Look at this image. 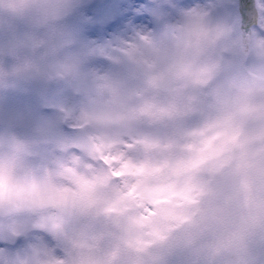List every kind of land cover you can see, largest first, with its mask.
<instances>
[{
  "label": "clouds",
  "instance_id": "9594fccd",
  "mask_svg": "<svg viewBox=\"0 0 264 264\" xmlns=\"http://www.w3.org/2000/svg\"><path fill=\"white\" fill-rule=\"evenodd\" d=\"M78 2L0 0V25L31 30V54L0 83L55 73L82 97L84 133L79 156L42 167L31 145L0 136V232L55 242L14 264H171L177 251L264 264V37L240 35L212 0L171 19L157 10L156 30L101 52V75L62 54Z\"/></svg>",
  "mask_w": 264,
  "mask_h": 264
},
{
  "label": "rangeland",
  "instance_id": "374dc122",
  "mask_svg": "<svg viewBox=\"0 0 264 264\" xmlns=\"http://www.w3.org/2000/svg\"><path fill=\"white\" fill-rule=\"evenodd\" d=\"M94 2L97 4L98 0H94L93 4L83 9L73 22H80V25L85 26L84 21L88 19L82 18L88 17L89 9L94 6ZM208 2L209 0H143V2L104 0L99 8L98 19L100 24L104 23L97 30L89 25L88 30L84 29L82 33L74 27L76 30L74 33L81 36L79 41L69 36L68 27L72 23H64L62 30L68 44L62 54L70 53L79 58L84 71H94L103 75L112 69V65L101 52L108 51L110 46L114 47L118 40H129L138 32L147 33L156 30L157 24L153 16L155 11L158 10L171 19L175 17L179 9L205 5ZM212 2L216 6L214 15L233 24L237 31L240 30V33L238 31L240 35L248 36L255 33L259 37H264V28H262L264 12L261 11V8H264V0H212ZM248 10L252 17L251 21L258 25L256 29L252 30L246 25ZM134 17L135 22L132 21ZM112 18L119 21L120 25L116 30L107 35L103 31L90 35V31L103 30L106 21ZM244 20H246L245 23ZM30 36L31 30L24 23L18 34L21 45L19 54H31L30 47H24L29 44ZM78 42L80 46H77ZM17 64V57L11 61L0 60V68L9 73ZM42 76L46 81H51L50 86L42 83L38 86L31 85L29 76L25 75H10L6 81L0 83V136L5 134L15 136L18 140L31 145L33 155L28 158V163L32 167L51 164L67 155L79 156L80 144L84 136L83 131L75 127L73 119L82 97L80 101L75 99L74 90L55 73L45 71ZM24 77H26L25 82ZM44 109L47 112H44ZM28 122H34L40 128L39 135H34L25 129L24 126ZM34 247L53 248L55 242L37 230L20 235L0 232V264H14L17 258L29 254Z\"/></svg>",
  "mask_w": 264,
  "mask_h": 264
},
{
  "label": "water",
  "instance_id": "95a60500",
  "mask_svg": "<svg viewBox=\"0 0 264 264\" xmlns=\"http://www.w3.org/2000/svg\"><path fill=\"white\" fill-rule=\"evenodd\" d=\"M82 2L83 0H79L75 9L78 8ZM16 23H18V21L0 25V57L2 58L11 59L15 55L14 53L17 54L18 52L19 45L16 38L17 30L14 27ZM27 127L38 132L33 123H29ZM250 251L253 255H256L258 250L253 244L250 246ZM171 264H189L188 253L186 251H177V253L171 258Z\"/></svg>",
  "mask_w": 264,
  "mask_h": 264
},
{
  "label": "bare ground",
  "instance_id": "6f19581e",
  "mask_svg": "<svg viewBox=\"0 0 264 264\" xmlns=\"http://www.w3.org/2000/svg\"><path fill=\"white\" fill-rule=\"evenodd\" d=\"M248 7H250V5H248ZM238 31H239V33H240V30H239V29H238ZM245 32L247 33V31H244V33H245Z\"/></svg>",
  "mask_w": 264,
  "mask_h": 264
},
{
  "label": "snow or ice",
  "instance_id": "6c2138e0",
  "mask_svg": "<svg viewBox=\"0 0 264 264\" xmlns=\"http://www.w3.org/2000/svg\"><path fill=\"white\" fill-rule=\"evenodd\" d=\"M185 199H187V197H185Z\"/></svg>",
  "mask_w": 264,
  "mask_h": 264
}]
</instances>
